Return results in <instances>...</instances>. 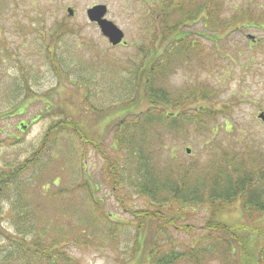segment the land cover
<instances>
[{"label": "rangeland", "instance_id": "obj_1", "mask_svg": "<svg viewBox=\"0 0 264 264\" xmlns=\"http://www.w3.org/2000/svg\"><path fill=\"white\" fill-rule=\"evenodd\" d=\"M97 4L108 7L106 17L123 30L126 46L113 47L89 21L87 9ZM240 5L241 0H217V10L226 22L234 21V7ZM69 7L74 9L73 16L67 12ZM160 7L157 0H0V172L14 173L26 160H33L13 187L7 188L8 196L0 200V230L16 234V226L26 225L27 239L32 235L41 239L40 245L29 246L22 254L1 234L0 264H142L140 260L136 263L139 253H133L137 230L130 210L149 206L148 197L138 192L147 173L140 161L161 168L176 165L178 160L187 166L194 164L198 171L193 178L205 173L210 180L216 168L234 165L242 173L246 166L249 170L252 165L257 167L264 157V124L258 119L264 110V89H257L261 77L264 79V44L252 47L246 35L259 40L264 33L251 25L243 31L240 21L228 26L229 32L219 28L217 49L197 35L204 54L181 62L179 57L178 64L169 66V73L155 84L174 97L186 96L193 87L212 92L206 93L208 99L199 95L193 107H186L187 113L198 108L192 119L182 115L179 123L186 126L168 129L172 123L160 119L163 122L149 131L145 150L138 151L142 141H129L131 134L140 135V126L124 130L120 123L124 121L126 126L136 117L145 118L150 109L145 98L149 73L139 70L142 62L150 67L145 56L157 49L148 34L149 29L153 31L148 18L158 15ZM62 21L69 23L68 31L52 37ZM177 22L174 13L169 23ZM199 29L204 33L201 25ZM225 32L229 33L226 38ZM158 45L162 52L172 46L160 41ZM244 84L250 86L248 97L243 93ZM204 105L211 106L210 111ZM66 110L67 119L80 123L98 144L81 142L72 130H57L49 152L32 159L35 151L43 152L47 129L65 119ZM124 134L125 144L117 145ZM152 148L157 151L150 156ZM173 153L175 160L170 156ZM223 154L236 158L233 164L228 160L226 164ZM111 162L118 164L121 195L108 174ZM229 209L223 217L233 222L241 217L237 205ZM210 210L205 203L188 209L183 222L193 228L163 232L161 239L167 249L189 254L197 247L202 264H222L218 255L224 248L219 250L215 236L204 245L193 241L206 239L203 226ZM260 225L264 227V217L248 227ZM145 251L147 256L148 249ZM180 264L196 263L183 260Z\"/></svg>", "mask_w": 264, "mask_h": 264}, {"label": "trees", "instance_id": "obj_2", "mask_svg": "<svg viewBox=\"0 0 264 264\" xmlns=\"http://www.w3.org/2000/svg\"><path fill=\"white\" fill-rule=\"evenodd\" d=\"M175 3L176 2H171L169 5L163 3L158 15H155L154 18H148V22L153 25V31L149 29L148 32L150 39H155L152 40L153 42L160 41L161 43L166 42L172 44L171 47L164 51L166 54L159 48L150 50L152 52L146 54L145 58L147 59L149 57V68L145 67L143 62L141 64L143 69L139 70V72L143 74L146 72L149 73L147 75L149 78L145 80V98L149 102L150 109L146 113L145 118L142 116L136 117L134 122H129L126 126L124 121L120 123L121 126L123 125L124 130L140 126V135H138L140 138L136 139L138 136H133L134 134H131L129 138V141H142V145L139 146L138 151L145 150L148 147L146 146V142L148 141L147 138L151 137L149 131L153 130L157 124L163 122L160 121V119L172 123L168 126V129H175L177 127L182 129L181 127L186 126L183 123H179L182 122L180 120L182 115L183 118L192 119L198 111V108H195V112L187 113L188 109H186V107H193L195 105L194 100L197 102L199 95H202L203 99H208L206 93H212L210 91L204 92L202 89L199 90L193 87L187 90L186 96L179 94L174 97L169 95L165 87L160 88L155 85L158 83V80L165 78L169 73V66H173L176 63L178 64L179 57L186 56L190 58L193 55L200 57L204 54V48L202 47H198V49L193 50V53L192 51L190 53L188 47H179L177 45L181 41L178 42V31L180 30V26L178 22L174 24L169 23V18L178 11V8H173ZM63 21L55 26L51 32L52 37L68 31L67 26L69 23H63ZM38 28L44 33L43 27L38 26ZM161 29L165 32L164 34ZM165 55H167L166 59H164ZM181 61H183V59H181L180 62ZM125 107L126 109L131 108ZM171 108H179L182 111H172ZM204 108L210 111L211 106L204 105ZM163 111L166 113L163 114ZM64 114L66 117L65 119L59 120V122L52 124L50 128L47 129L41 144L44 150L43 152L35 151L32 155V159H34L35 156H42L49 152L48 149L55 143L53 142L55 140L54 133H56L57 130L58 132L72 130L81 142L91 145L98 144L97 139L90 137L84 131L80 123L67 119L69 117L68 110L64 111ZM197 124L201 125L200 123ZM105 129L106 127L104 131ZM157 136H159V134ZM126 137L127 136L124 134L122 138H118L117 145L125 144ZM152 139H154V136ZM162 148L166 149L167 146H163ZM133 150H135L134 147L132 148V151ZM156 151L155 148H152L150 156ZM170 156L172 160H175L176 155L174 153ZM223 156L225 159L227 158L226 164L227 160L229 163L233 164L236 159H229L227 154H223ZM138 157L141 159L143 158L142 156ZM260 159L261 161L257 167L252 165L249 170V168H247L249 166H246L242 170V173H240L241 170L234 165L229 166L227 164L225 168H216L217 170L215 169L216 171L214 175L211 176L210 180L207 179L205 173L204 175L202 173V178L194 179V172L198 171L194 167V164L187 166L184 162L178 160L176 165L174 164L175 166L171 165L161 168L158 164L149 165V163L140 161L139 163L142 166L146 165L147 173L143 174V179L138 184V192L148 197L149 206L130 209L136 222L137 230L136 245L133 250L135 256L139 253L137 255L138 257H134L136 263H139L138 260H140L142 264L147 262H150V264H180L184 260L202 264V253L195 251L197 247L192 248L189 254H186V251L176 252L175 249H167L161 237L164 235L163 232L172 228L189 232L193 227L190 223L183 222L186 220L184 215L188 212V209L199 206V203H205V205L211 209V215L206 219L203 226L207 231L206 239L195 240L193 239L194 237L191 236L193 241L204 245L213 241L215 236L217 239L216 246L219 247V250L220 246L224 248V253L218 255V257L224 260L222 264H264V227L261 225L254 229L248 227L251 221L259 217H264V157L262 156ZM32 161L33 160H26L14 173L0 172V200L8 196L9 193L7 188L9 186L13 187V184L20 178L18 176L23 174V170L28 169ZM111 163L108 174L113 177L112 182L114 184V190L121 195L122 185L118 180V164L114 162ZM215 178L221 185L217 181H212ZM82 187H85V185ZM90 191L94 192V189ZM119 194L116 193L117 197L120 198ZM236 205L240 212H242L241 217L239 216L235 219V222L231 221L226 216L223 217L224 214L229 213V208L231 206L235 207ZM28 227L29 226L26 225L23 227L16 226V234L10 232L2 233L0 230V235L4 234L6 237L5 242L15 244L18 247V251H22V254L27 253V248L29 246H38L41 244V239L38 235H32L29 239L26 238ZM78 227L80 228V226ZM13 235H16L17 238L13 239ZM1 237L3 236H0V240ZM171 243H173V240ZM52 244L58 245L56 242H52ZM173 246L174 245H172V247ZM146 249H148L147 256L145 254ZM56 259L57 257H55L54 262H56Z\"/></svg>", "mask_w": 264, "mask_h": 264}, {"label": "flooded vegetation", "instance_id": "obj_3", "mask_svg": "<svg viewBox=\"0 0 264 264\" xmlns=\"http://www.w3.org/2000/svg\"><path fill=\"white\" fill-rule=\"evenodd\" d=\"M168 1L176 2L178 8V11L175 12V15L178 16V25L180 26V30L178 31V42L180 40L181 41L177 45L179 47H188L189 51H192V53L193 50L198 49V47L204 48L202 46L203 44L196 40L195 37L197 35H201L210 42H212L214 49H217L215 44L216 32H218L219 28H224L228 32L231 31V27L228 26L237 21H240L242 23L240 27H242L243 31L247 30V28L251 25L252 27H254V29L259 30V33H264V0H241V5L238 7H234L236 15L233 16L234 21L232 22H226L225 20L223 21V19L221 18L222 13L217 10V0H157V3L160 2L162 6L163 3H167ZM92 23L97 25V23L95 22ZM200 25L205 30L204 33L202 31H199ZM228 32H225L226 35L224 36V38L228 36ZM246 35L249 36V41L252 47H254L255 44H264V38H260L258 40L255 35ZM152 43H155V47L162 48L159 47L162 45H158L157 41H154ZM126 45L127 43H120L119 45L113 47ZM212 56L213 54L211 53V57ZM227 58L231 59L232 62L234 61V59L231 58L228 54ZM182 59L185 60L186 56H183ZM251 60H253V57L251 58ZM250 71L253 73V75H258L256 69H251ZM242 86L244 96L248 97L251 93L250 86H246V84ZM257 89H264V79H262V77L257 83ZM255 104L258 105V102H255ZM261 113H264V110H260V113L258 114V119L264 124V121L259 117Z\"/></svg>", "mask_w": 264, "mask_h": 264}, {"label": "water", "instance_id": "obj_4", "mask_svg": "<svg viewBox=\"0 0 264 264\" xmlns=\"http://www.w3.org/2000/svg\"><path fill=\"white\" fill-rule=\"evenodd\" d=\"M69 15H74V9L69 7L67 9ZM108 12V7L104 4H97L87 9V17L90 22L97 23L103 36H105L109 43L113 46H117L120 43H126L124 40L125 33L121 28H119L113 21L109 20L106 15ZM259 117L264 121V113H261ZM190 149L187 152L190 153Z\"/></svg>", "mask_w": 264, "mask_h": 264}]
</instances>
